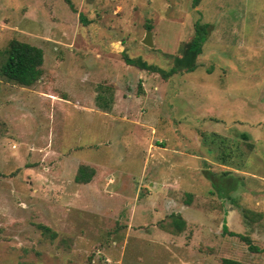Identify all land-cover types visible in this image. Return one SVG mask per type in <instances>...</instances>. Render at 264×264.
<instances>
[{
    "label": "rangeland",
    "instance_id": "obj_1",
    "mask_svg": "<svg viewBox=\"0 0 264 264\" xmlns=\"http://www.w3.org/2000/svg\"><path fill=\"white\" fill-rule=\"evenodd\" d=\"M72 3L0 0V66L45 57L0 79V264H264V0Z\"/></svg>",
    "mask_w": 264,
    "mask_h": 264
},
{
    "label": "trees",
    "instance_id": "obj_2",
    "mask_svg": "<svg viewBox=\"0 0 264 264\" xmlns=\"http://www.w3.org/2000/svg\"><path fill=\"white\" fill-rule=\"evenodd\" d=\"M200 1L201 0H194V4L198 5ZM66 2L70 5V7L74 8L72 0H66ZM209 33V23L197 22L195 24L194 37L185 50V53H189L193 60H195L197 55L202 52L203 45L207 41ZM44 59L45 57L43 48L15 38L11 39L8 46L4 49V61L0 66V79H6L7 81L17 83L21 86H31L38 82L44 73ZM124 60L127 64L136 65L141 69L160 72L167 75V72H165L163 69L154 64L148 63L141 57L131 58L127 55H124ZM193 63L189 67V71L196 67V62L194 64ZM94 175V168L87 165H81L78 168L75 181L77 183L86 184L92 180ZM172 217V224L176 227V230L182 231L185 227V221L182 216L180 214H172ZM223 230L229 232L231 235H237L242 240H245L251 249H257L253 245L252 239L249 236L229 231L225 222L223 224ZM223 263L241 264L240 261L230 258H224Z\"/></svg>",
    "mask_w": 264,
    "mask_h": 264
},
{
    "label": "water",
    "instance_id": "obj_3",
    "mask_svg": "<svg viewBox=\"0 0 264 264\" xmlns=\"http://www.w3.org/2000/svg\"><path fill=\"white\" fill-rule=\"evenodd\" d=\"M144 43L150 47L154 46L153 40H152V33L149 31L148 34L144 38Z\"/></svg>",
    "mask_w": 264,
    "mask_h": 264
}]
</instances>
